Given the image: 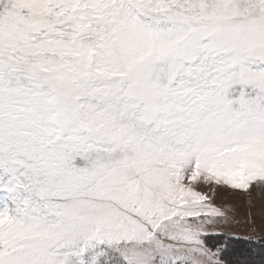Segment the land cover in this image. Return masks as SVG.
<instances>
[{
  "label": "snow or ice",
  "instance_id": "obj_1",
  "mask_svg": "<svg viewBox=\"0 0 264 264\" xmlns=\"http://www.w3.org/2000/svg\"><path fill=\"white\" fill-rule=\"evenodd\" d=\"M201 185L264 186V0H0V264H224Z\"/></svg>",
  "mask_w": 264,
  "mask_h": 264
},
{
  "label": "rangeland",
  "instance_id": "obj_2",
  "mask_svg": "<svg viewBox=\"0 0 264 264\" xmlns=\"http://www.w3.org/2000/svg\"><path fill=\"white\" fill-rule=\"evenodd\" d=\"M198 190L206 193L215 206L229 215V223L209 227L208 246L228 238H239L243 242L251 237L253 242L250 245L246 243L239 246L234 241L226 257L233 264H261L260 247L256 242L264 239V186L253 185L248 193L226 187L213 189L204 185L199 186ZM212 238L215 239L214 243L211 242ZM224 264L227 263L224 261Z\"/></svg>",
  "mask_w": 264,
  "mask_h": 264
},
{
  "label": "trees",
  "instance_id": "obj_3",
  "mask_svg": "<svg viewBox=\"0 0 264 264\" xmlns=\"http://www.w3.org/2000/svg\"><path fill=\"white\" fill-rule=\"evenodd\" d=\"M209 240H210V239H209ZM211 242L214 243V242H215V239L212 238V239H211ZM234 243H236V244L239 245V246H240V245L242 246V245L246 244V243H244V242H242V241H238V242L235 241ZM251 244H252V243H251ZM248 245H250V244H248ZM224 261H225L227 264H233V262H231L226 256L224 257Z\"/></svg>",
  "mask_w": 264,
  "mask_h": 264
}]
</instances>
